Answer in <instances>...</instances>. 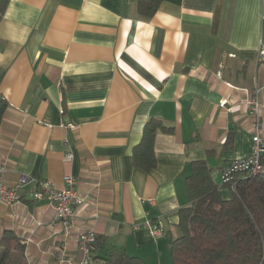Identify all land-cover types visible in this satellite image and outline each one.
I'll return each mask as SVG.
<instances>
[{"label":"crops","instance_id":"1","mask_svg":"<svg viewBox=\"0 0 264 264\" xmlns=\"http://www.w3.org/2000/svg\"><path fill=\"white\" fill-rule=\"evenodd\" d=\"M137 3L9 0L1 15L0 161L8 187L30 180L18 204H0V240L18 238V264H58L61 246L64 264H79L87 229L104 249L171 264L190 165L203 161L220 185L222 169L250 154L255 89L264 137V0H159L149 17ZM151 119L173 132L156 134L147 173L133 150ZM65 176L83 199L69 237L46 203L28 199L41 181L64 188ZM146 220L162 223L161 239Z\"/></svg>","mask_w":264,"mask_h":264},{"label":"trees","instance_id":"2","mask_svg":"<svg viewBox=\"0 0 264 264\" xmlns=\"http://www.w3.org/2000/svg\"><path fill=\"white\" fill-rule=\"evenodd\" d=\"M9 0H0V14ZM138 11L152 16L159 0H138ZM4 106L0 105V120ZM158 132L171 134L160 121L151 119L144 126L142 138L133 150L135 166L149 173L156 165L153 144ZM185 178L189 205L178 211L180 236L170 242L172 264H264V180L247 177L232 191L216 185L212 172L203 161L190 165ZM230 197L224 199L220 189ZM106 238L96 236L91 250V264H147L118 248L104 249ZM0 264H18L23 255L18 238L6 232L0 240ZM104 250V251H103ZM103 251V252H101Z\"/></svg>","mask_w":264,"mask_h":264},{"label":"built area","instance_id":"3","mask_svg":"<svg viewBox=\"0 0 264 264\" xmlns=\"http://www.w3.org/2000/svg\"><path fill=\"white\" fill-rule=\"evenodd\" d=\"M1 20V14H0ZM257 61L264 63V47L258 52ZM259 91L255 89L246 99L247 114L254 122L253 135L251 138V152L245 158L232 161L225 166L220 174L221 184L230 187L235 191V187L239 180L247 177H257L264 180V137L262 134L261 104L258 97ZM222 105H224L222 103ZM70 154L65 156V161H70ZM7 168L4 162L0 161V204L9 207L20 202L19 191L30 182L26 176H21L16 185L8 187L5 184V174ZM65 187L56 189L49 181L38 182L36 189L31 191L28 199L33 202H44L53 211L52 224L60 225L63 235L69 237L75 229L76 210L83 202L75 191V180L70 176L63 179ZM150 205H154L152 199H148ZM141 228L152 238L161 239L164 236V227L160 221L146 220ZM96 235L92 229L81 231L78 235V249L81 253V261L79 264H91V250L95 243ZM65 247L61 246L56 255L57 263L64 264Z\"/></svg>","mask_w":264,"mask_h":264},{"label":"rangeland","instance_id":"4","mask_svg":"<svg viewBox=\"0 0 264 264\" xmlns=\"http://www.w3.org/2000/svg\"><path fill=\"white\" fill-rule=\"evenodd\" d=\"M172 264V263H171Z\"/></svg>","mask_w":264,"mask_h":264}]
</instances>
